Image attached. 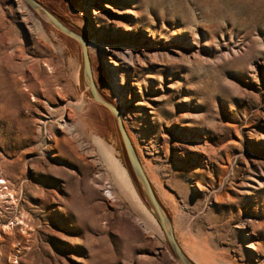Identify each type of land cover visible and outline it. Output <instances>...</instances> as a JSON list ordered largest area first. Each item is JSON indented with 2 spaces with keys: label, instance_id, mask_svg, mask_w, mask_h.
Returning a JSON list of instances; mask_svg holds the SVG:
<instances>
[{
  "label": "rangeland",
  "instance_id": "obj_1",
  "mask_svg": "<svg viewBox=\"0 0 264 264\" xmlns=\"http://www.w3.org/2000/svg\"><path fill=\"white\" fill-rule=\"evenodd\" d=\"M40 1L188 256L264 264V0ZM0 179V264H180L80 43L24 0H0Z\"/></svg>",
  "mask_w": 264,
  "mask_h": 264
},
{
  "label": "water",
  "instance_id": "obj_2",
  "mask_svg": "<svg viewBox=\"0 0 264 264\" xmlns=\"http://www.w3.org/2000/svg\"><path fill=\"white\" fill-rule=\"evenodd\" d=\"M30 8H32L37 14H39L46 22L54 25L57 29L64 34L76 39L82 48L83 55V76L85 84L89 90L91 98L107 108L116 120L120 137L123 143V148L128 161V168L132 174L134 182L137 186L139 195L145 201L146 205L152 211V215L161 225L169 247L173 256L178 260L180 264H198L192 258L188 256L182 247L174 228L172 217L160 199L156 192L148 174L144 169V165L140 159L138 151L132 141V138L126 128L124 120L122 118L120 107L114 104L111 100L106 98L96 81L91 55L89 51V45L87 38L73 30L68 26L54 11H52L45 3L40 0H24ZM150 211V212H151Z\"/></svg>",
  "mask_w": 264,
  "mask_h": 264
},
{
  "label": "bare ground",
  "instance_id": "obj_3",
  "mask_svg": "<svg viewBox=\"0 0 264 264\" xmlns=\"http://www.w3.org/2000/svg\"><path fill=\"white\" fill-rule=\"evenodd\" d=\"M33 99H35V98H33ZM3 183H6V180H4V179H0V187H2V185L1 184H3ZM1 197H4V194L3 193H1L0 192V198ZM13 197H14V195H13ZM15 199V198H14ZM152 215V214H151ZM152 217H153V219H155V217L152 215ZM156 220V219H155ZM154 220V221H155ZM157 221V220H156ZM13 227V226H12ZM160 227V226H159Z\"/></svg>",
  "mask_w": 264,
  "mask_h": 264
}]
</instances>
